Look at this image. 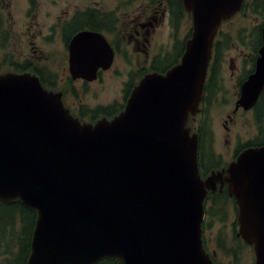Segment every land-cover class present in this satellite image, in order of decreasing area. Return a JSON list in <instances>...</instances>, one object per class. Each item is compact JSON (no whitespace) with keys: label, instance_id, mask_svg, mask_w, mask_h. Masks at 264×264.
Returning <instances> with one entry per match:
<instances>
[{"label":"water","instance_id":"1","mask_svg":"<svg viewBox=\"0 0 264 264\" xmlns=\"http://www.w3.org/2000/svg\"><path fill=\"white\" fill-rule=\"evenodd\" d=\"M244 1L183 0L193 29L181 61L146 74L111 120L81 122L34 74L0 75V201L36 212L25 264H214L202 223L216 176L201 177L199 136L187 123L218 29ZM70 49L73 78L94 80L113 61L99 34L78 33ZM263 88L264 28L238 104L252 108ZM220 176L239 208L238 234L264 264V145L243 150Z\"/></svg>","mask_w":264,"mask_h":264},{"label":"rangeland","instance_id":"2","mask_svg":"<svg viewBox=\"0 0 264 264\" xmlns=\"http://www.w3.org/2000/svg\"><path fill=\"white\" fill-rule=\"evenodd\" d=\"M159 1L161 0H156L155 3ZM115 2V0H0L1 71L7 69L5 65L8 64L11 53L13 54L12 58H17L20 52L28 53V51H15L16 49L23 50L26 46L23 38L20 43L17 40L21 32L19 22L22 18L27 17L33 22H39L40 25L36 26H40L42 31H44L50 23H55L61 17H69L75 12L85 9L87 5L105 4L104 8L110 11ZM149 2V0H135L133 3H128L124 9L117 11L116 16L138 15L142 10V6L149 4ZM251 2L253 3V1ZM173 14L177 16L173 19L175 33L172 39L177 38L179 41L187 35V22L182 15L177 13L176 8H173ZM263 22L264 17L253 10V5H249L244 11L234 15L226 22L224 21L221 25V34L219 36L222 39L219 42L221 55L218 58L220 61H224V65L219 66L216 70L214 83L212 81V86L210 87L209 117L205 132L206 135L208 132L211 133L212 144L216 152L223 153L227 162L230 161L232 144L230 149H227L225 138L228 137L229 140L233 141L234 135L237 134L239 143L245 146L264 142V96L260 102V114L256 115L255 110L244 111L241 109L232 124L225 123L226 126L231 128V131L228 132L229 136H226V127L224 126L227 115L234 109V98L239 89V82L243 81L244 73L251 69V61L256 57V31L254 27ZM165 30L163 33L160 30L158 31L160 32L158 35L160 46L156 47L154 45L150 53L164 54L165 56L176 55L175 47L172 48L175 41L166 38ZM31 32L32 28L30 27L24 35L30 37ZM48 41L50 43L54 42L53 39ZM126 46L130 48L129 45ZM57 47L63 48V44L60 42L55 46V48ZM29 52L32 53V51ZM51 52L52 57L46 67L57 78L61 79V86L66 87L68 85L70 89L74 87L76 98L81 99L85 106L86 104L96 106L98 103L111 104L116 101L121 102L128 75L133 73L134 68L136 71L139 70L140 65H144L145 60V56L141 54L144 51H140L141 53L139 51H121L117 60L118 65L114 70L105 73L102 80L90 84L82 81L66 84L68 72L64 63L67 58V52ZM175 58L178 61V57L176 56ZM171 60H174V57ZM138 62L140 65H138ZM170 64L172 63L170 62ZM136 74H134V79L138 81L141 77H139V72ZM223 197L225 196L221 195L208 202V208L211 213L206 219L208 223L206 237L209 239V249L217 251L220 264H230L233 256L237 258L238 264H254L255 253L253 248L245 245L235 236L233 221L237 217V208L235 211L232 201ZM5 208L0 205V217L4 220L11 218L13 213L7 212ZM13 225L14 228L5 229L0 224V264H22V256L17 261L21 251V245L18 243L21 236L22 223L20 221L19 225L17 220L11 226Z\"/></svg>","mask_w":264,"mask_h":264},{"label":"flooded vegetation","instance_id":"3","mask_svg":"<svg viewBox=\"0 0 264 264\" xmlns=\"http://www.w3.org/2000/svg\"><path fill=\"white\" fill-rule=\"evenodd\" d=\"M115 1L116 2L113 7H111L110 11L104 8L105 4L87 5L85 9H81L80 11L75 12L69 17H61L55 23H50L44 31H42V28L40 26L37 27L38 25H40L39 22H33L27 17L22 18V20L19 22V28H21L20 33L22 34L19 33V37L17 38V40L20 43L23 38V40L26 42V46L23 50L16 49L15 51H28V53L20 52L17 55V58H12L13 54L11 53L8 64H3L5 65V68L7 66V69L4 71H1L0 69V75L6 72L34 74L40 78L43 86L46 89L54 92H60L62 94V101L64 103V106L74 117L78 118L81 122L94 124L102 118L111 120L125 109L127 100L133 88L146 74L151 72H164L163 70L167 71L172 66L181 61L182 56L185 52L187 40L191 37L193 29L192 15L186 10L183 0H161L158 3H155L156 0H149V4L142 6L140 14H130L128 16H116V14L117 11L124 9L128 3H133L135 0ZM173 8H176L177 13L182 15V17L187 22V35L184 37V39H181L179 41L177 40V38L172 39L175 33L173 19H175L177 16L173 14ZM190 19L192 20V22ZM259 25H261L262 27L260 30V36L256 37L255 49L257 45L261 46L260 44L262 43V30L264 28V24ZM30 27L32 28L30 37L25 36L24 33H26L27 29ZM159 30L162 33L165 30L166 38H169V40L172 39L171 41L175 42L177 40L176 45L174 42V45L172 47H175L174 51L176 55L165 56L164 54L150 53V50L154 47V45H156V47L160 46V43L158 42V35L160 33L158 32ZM84 31L99 34L100 36L105 38L110 44L113 51V61L111 65L106 68L100 66L97 70V76L94 80H87L82 77L73 78L70 72V42L78 33ZM220 34L221 28L216 35L214 44L222 40L219 37ZM50 39H53L54 42L50 43L48 41ZM60 42L63 44V48H55V46ZM126 45H129L130 48H128ZM0 49H2L1 46ZM257 50H259V48H257L255 51L256 57L251 61V69L247 71V73H244L245 77L243 81H241V83L239 82V89L236 97L234 98V109L227 115V118L224 121V126L226 127V136L230 135L228 132L231 131V128L230 126H226L225 123L232 124V122L236 120V115L241 109H243L244 111L255 110L256 115L260 114V102L262 101L264 96V88L259 96L257 103L252 108L245 109L243 106L238 104V100L241 97V86L243 82L248 78L250 74L255 71L256 62L259 57V51ZM29 51H32V53ZM51 51L67 52V58L64 63L65 69L68 72V80L65 82L66 84H74L77 81H82L83 83L90 84L102 80L105 76V73L114 70L118 65L117 60L121 51H139V53H141L140 51H144L141 54L145 56V60L144 65L142 66L139 63L140 61L138 62V65H140L139 70L136 71L134 68L133 73H130L128 75L125 81L123 100L121 102L116 101L111 104L98 103L96 106H89L88 104H86L85 106V103L81 99L76 98L75 88L72 87L70 89L68 85H66V87L61 86V79L57 78L51 72V70L46 67L52 57ZM176 56L178 57V61L175 58ZM172 57H174V60H171ZM219 58L217 57V51H215L213 48L210 64L208 67L207 82L210 77H212V79H209L210 84H208V86L205 85L198 112L195 115H191L187 123L193 133L199 134L200 145L198 152V164L200 174L203 179H207L212 175L216 177L217 175H221L223 178H227L229 165L233 161L237 160L238 155L243 150L249 147L264 145V143H252L247 144L246 146L244 144H240L237 134L234 135L233 141L229 140L227 137L225 138L227 149H230V146L232 144V152L230 150V161L227 162L223 153L216 152L214 145L212 144L211 133L208 132L206 135L205 128L207 126L209 117L208 110L211 91L210 87L212 86V81L214 83L213 72H215L216 76V70L218 69V67L224 65V61H220ZM137 59L140 60L138 57ZM170 62L173 65L170 64ZM159 69L162 71H159ZM213 69L215 71H213ZM137 72H139V77H141L140 79H138V81L134 79V74L137 75ZM216 177L213 179V181L216 182V189L208 190L207 199L210 195H215L217 197L224 195L226 198L232 201L235 211L236 208L238 211V206L235 199L228 193V182L225 181L223 186L221 187V181ZM207 217L208 214L206 213V219ZM238 221L239 220L237 212V217L233 221L236 238L243 242L245 245L253 248L252 245L246 243L239 236ZM214 252L217 259V264H220L217 257V251L214 250ZM236 259L237 258L233 256L230 264H238Z\"/></svg>","mask_w":264,"mask_h":264},{"label":"trees","instance_id":"4","mask_svg":"<svg viewBox=\"0 0 264 264\" xmlns=\"http://www.w3.org/2000/svg\"><path fill=\"white\" fill-rule=\"evenodd\" d=\"M251 1H253V3ZM249 5L250 6L253 5V10H255V12L257 14L264 17V0H245V2L243 4L242 11H244ZM262 24H264V22ZM261 27H262L261 25L254 27L255 31H256V37L260 36ZM259 47L260 46L257 45L256 49ZM214 50L217 51V57H219L221 55V51L219 48V42H216L214 44ZM159 71H162V70L159 69ZM163 71H165V70H163ZM213 71H215V70L213 69ZM214 76H215V72H213V78H214ZM209 79H212V77H210ZM209 79H208L209 83L207 82L206 86H208V84H210ZM262 143H264V142H262ZM216 197L217 196H215V195H210L208 198V201L209 200L212 201ZM219 198H221V197H219ZM223 198H225V197H223ZM0 205L6 207L5 209L7 212H13L11 218H7L6 220H4L0 217V224L3 225V227L5 229L9 228V227L11 229L14 228V225L13 226H11V225L15 224V222H17V220H18L19 225H20V221L22 223L21 236L19 237L20 240L18 243L21 245V251H20V254L18 255L17 261L20 260V256H22V264H25L27 257L30 253L31 238H32V233H33L35 221H36V212L33 209H29V208L25 207L19 201L14 202V203H6V202L0 201ZM206 211H207V214L210 216L211 213H210L209 208H207ZM204 227L208 228L207 222H205ZM214 261L217 263L216 259H214ZM97 264H119V263H118L117 259H111V260L105 259V260L100 261Z\"/></svg>","mask_w":264,"mask_h":264}]
</instances>
